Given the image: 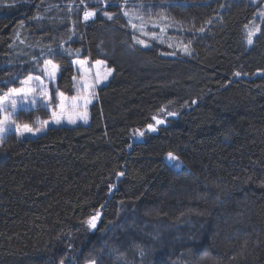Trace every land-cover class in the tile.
<instances>
[{
    "label": "trees",
    "instance_id": "obj_1",
    "mask_svg": "<svg viewBox=\"0 0 264 264\" xmlns=\"http://www.w3.org/2000/svg\"><path fill=\"white\" fill-rule=\"evenodd\" d=\"M131 1L190 54L137 43ZM262 2L0 0V94L45 58L67 94L74 58L113 69L88 124L0 144V264H264V19L250 46L245 29Z\"/></svg>",
    "mask_w": 264,
    "mask_h": 264
},
{
    "label": "rangeland",
    "instance_id": "obj_2",
    "mask_svg": "<svg viewBox=\"0 0 264 264\" xmlns=\"http://www.w3.org/2000/svg\"><path fill=\"white\" fill-rule=\"evenodd\" d=\"M253 2H258L259 0H252ZM136 2H129L128 4H123L122 9L123 13H128L125 17L128 20V23L135 30V40H142L144 44L141 46L146 47L148 46L149 42L153 39H157L159 41L165 42L167 45L179 50L181 53H186L184 51L185 47L188 46L179 38H175L174 36H170L169 32V24H166L165 21L162 19L159 20H151L145 13L139 11V7ZM89 12H95L94 10H87ZM84 17V12H83ZM90 19V18H89ZM264 19V2L261 3L260 8L257 11V14L254 18L249 22L246 26V33L248 38V33L250 30L259 29L262 20ZM260 21V22H259ZM135 25V27L133 26ZM259 25V26H258ZM259 31L255 32V35L252 37H256ZM19 42L22 43V46L19 48V53L22 51L23 48L26 47V52H29L31 55V60L38 59L45 55L46 52L41 50V47H37L36 45H29L27 44L22 38H19ZM247 41V40H246ZM140 44V43H139ZM146 45V46H145ZM247 45H249L247 43ZM252 45V44H251ZM250 46V45H249ZM62 50H66V46L62 43L59 45ZM50 50V47L49 49ZM68 51H71L67 49ZM48 52V51H47ZM76 53H79L78 51ZM187 54V53H186ZM170 55H174V53H170ZM46 61H52L53 64L58 66L54 77H50L45 71ZM78 61L83 62V64L78 63ZM96 61H101V64H97ZM73 65L75 66L76 74L73 78V92L72 94H67L56 89V81L59 75V64L56 63L52 59L45 58L43 59L42 63L39 65L38 70L36 73H29L27 74L21 81L19 86L9 88L4 93L0 94V98H4L6 94L10 92L11 89H26L31 88L34 89L28 95H24L21 93L20 95L10 96L5 101L3 109L0 110V121H4L3 127L6 129L3 133H0V144L6 138L9 133L16 135L17 137H36L40 134L45 133L48 128L50 127H57V126H75L78 124L86 125L89 123V106L92 102L97 99L98 96V89L108 83L110 78L113 74V69L110 68L105 61L103 60H95L91 61L87 57L81 58L77 57L72 60ZM48 70L51 71V66H47ZM108 70H111V74L107 76V79H103L104 75L107 74ZM99 76V83H97V78ZM29 77L32 79L29 81ZM25 81H28L25 84ZM59 93L63 94V97L66 98L64 100L65 109H61L59 107L60 104V96ZM73 97H76L77 100L75 101L76 107L73 108ZM82 97H86L91 102L85 104L84 99ZM15 101V107L12 106V102ZM35 101V102H33ZM36 107H42L46 109L47 117L36 116L34 123H26L21 121V111L35 109ZM87 112V122L85 123L82 119H79L76 116V113H83ZM63 115L61 116V113ZM53 113H56L57 116H61V122L56 123L55 118L53 117ZM168 113V112H167ZM166 114V113H165ZM37 115V114H36ZM73 116L76 119L75 123H69L68 117ZM7 117V119H5ZM158 120L162 119L157 117ZM27 125L28 127L32 128V132L25 131L23 135L17 133V126L21 128ZM158 125L154 120V125ZM36 129H40V131H35ZM166 160L172 164H178L180 166V161H169L168 155Z\"/></svg>",
    "mask_w": 264,
    "mask_h": 264
},
{
    "label": "snow or ice",
    "instance_id": "obj_3",
    "mask_svg": "<svg viewBox=\"0 0 264 264\" xmlns=\"http://www.w3.org/2000/svg\"><path fill=\"white\" fill-rule=\"evenodd\" d=\"M81 2H83V0H81ZM96 13L95 12H89V11H85L84 12V20L87 21L89 18L95 16ZM125 15H128V13H125ZM105 16H107L108 19H112V15L110 13H107L105 12ZM135 27V25H133ZM200 31H203V28L200 29ZM259 31V29H255V30H250L249 33H248V38H247V43L249 45H251L253 43V39L252 37L255 35V32ZM137 43H140V44H144V41L142 40H138ZM146 46V45H145ZM184 51L186 53H189V49L187 47H185ZM190 54V53H189ZM78 63H81L83 64V62L81 61H78ZM97 64H101L102 62L101 61H96ZM51 66V71L48 70V67L47 66ZM58 66L56 64H53L52 61H46V67L44 69V71L50 76V77H54L55 75V72L57 70ZM111 74V70H108L107 74L104 75L103 79H107V76ZM236 75H240V73H236ZM29 81L32 79V77H29L28 78ZM97 83H99V76L97 78ZM28 81H25V84H27ZM34 89H31V88H26V89H11L10 92L8 94H6V96L4 98H0V110L3 109V106H4V103L5 101L8 99V97L10 96H15V95H20L21 93H23L24 95H28L30 94L31 92H33ZM60 96V104H59V107L63 110L65 109V104H64V100L66 98L63 97V94L62 93H59L58 94ZM82 99H84L85 101V104L87 103H90L91 101L89 99H87L86 97H82ZM77 100L76 97H73V105L72 107L75 108L76 107V104H75V101ZM35 102V101H33ZM12 106L15 107V101L12 102ZM63 115V112L61 113V116ZM168 115H175V113H168ZM61 116H57L56 113H53V117L55 118V122L56 123H60L61 122ZM76 116H78L79 119H82L85 123L87 122V112H83V113H76ZM5 119H7V117H5ZM153 120L156 121L157 124H161L163 123L162 120H158L155 116L152 117ZM68 122L69 123H75L76 122V119L73 118V116H69L68 117ZM3 124H4V121H0V133H3L6 129L3 127ZM148 128L150 130H155L153 128V126L150 124L148 125ZM17 133L20 134V135H23V133L25 131L27 132H32L33 129L28 127L27 125H24L22 128L20 126H17ZM35 131H40V129H36ZM140 135H143V133L141 132ZM168 160L169 161H177L178 160V157L174 156L171 152L168 153ZM175 167H179L178 164H174ZM99 218V213H97L96 215L90 217L86 223L88 224V226L92 229H95L96 228V222H97V219ZM60 264H64V261L62 260L60 262ZM89 264H95V261H90Z\"/></svg>",
    "mask_w": 264,
    "mask_h": 264
},
{
    "label": "water",
    "instance_id": "obj_4",
    "mask_svg": "<svg viewBox=\"0 0 264 264\" xmlns=\"http://www.w3.org/2000/svg\"><path fill=\"white\" fill-rule=\"evenodd\" d=\"M172 115H170L169 117H171ZM160 120H162L163 122L165 121L164 119H160Z\"/></svg>",
    "mask_w": 264,
    "mask_h": 264
}]
</instances>
